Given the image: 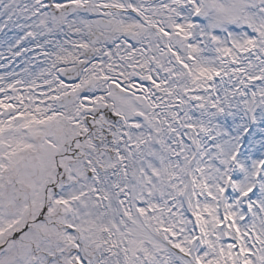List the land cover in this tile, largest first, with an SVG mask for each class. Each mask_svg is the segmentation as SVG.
Wrapping results in <instances>:
<instances>
[{"label": "snow or ice", "instance_id": "obj_1", "mask_svg": "<svg viewBox=\"0 0 264 264\" xmlns=\"http://www.w3.org/2000/svg\"><path fill=\"white\" fill-rule=\"evenodd\" d=\"M0 264H264V0H0Z\"/></svg>", "mask_w": 264, "mask_h": 264}]
</instances>
